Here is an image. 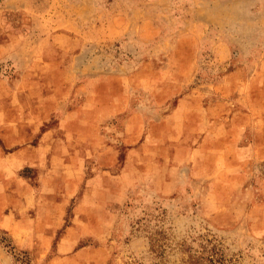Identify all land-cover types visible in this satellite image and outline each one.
I'll return each instance as SVG.
<instances>
[{
  "label": "rangeland",
  "instance_id": "374dc122",
  "mask_svg": "<svg viewBox=\"0 0 264 264\" xmlns=\"http://www.w3.org/2000/svg\"><path fill=\"white\" fill-rule=\"evenodd\" d=\"M42 130L95 150L0 149V264H264V0H0V143Z\"/></svg>",
  "mask_w": 264,
  "mask_h": 264
},
{
  "label": "crops",
  "instance_id": "0c3cea01",
  "mask_svg": "<svg viewBox=\"0 0 264 264\" xmlns=\"http://www.w3.org/2000/svg\"><path fill=\"white\" fill-rule=\"evenodd\" d=\"M112 106H115V105L112 104ZM72 111L80 113L82 110H81L80 106H77ZM72 111H68V113L69 112L72 113ZM5 134L10 136V135L14 134V132H13V130H10L9 132H6ZM17 134L18 135H22V136L25 135L24 132L22 133L20 131H17L16 135ZM27 134L29 135V137L31 136L30 133L27 132ZM88 135L90 136V133ZM48 137H51L50 132L46 131V130H42L40 135H39V139L37 141L38 143L36 142V145H33L31 143L27 144V145H23L22 142H20L21 144H19L17 146H13L12 148L10 147L11 142H10V144L6 143L7 139L4 138L5 144L2 145L0 143V149L2 147H5L6 149H8V151H6L7 152L6 154H9V155H14V154H18L20 152H23L24 156H25L24 157L25 158V162L24 163H29L31 161L38 160L36 157H38L39 154L41 155L42 152L46 153V151H48V150L57 151V152L61 151L59 156L61 158L63 156V160H65L67 162V164L75 163L76 156H80V154L84 152L85 148H87V150H90V148L92 150H95V148L93 147V145L91 143H88L86 145H85V143H81V140L79 139V136H75L77 141L72 139L71 143H70V142H67V141L65 142V140L63 139L62 143H60V141H59V143H57V145H55L54 147H52L49 144ZM20 146H23V147H20ZM33 150L36 151V155H37L36 157L31 155V152ZM65 151H67L68 154H64ZM53 154H55V152H53Z\"/></svg>",
  "mask_w": 264,
  "mask_h": 264
}]
</instances>
